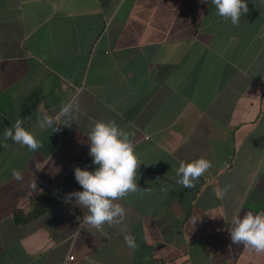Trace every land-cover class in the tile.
Segmentation results:
<instances>
[{"label":"crops","instance_id":"crops-1","mask_svg":"<svg viewBox=\"0 0 264 264\" xmlns=\"http://www.w3.org/2000/svg\"><path fill=\"white\" fill-rule=\"evenodd\" d=\"M245 2L232 26L205 0H0V264H264L228 231L264 212V0ZM73 99L71 126L40 130ZM18 118L36 152L4 140ZM97 121L142 162L123 223L102 231L64 202L82 190L73 169L96 167ZM201 157L212 166L183 188L179 164Z\"/></svg>","mask_w":264,"mask_h":264},{"label":"clouds","instance_id":"clouds-1","mask_svg":"<svg viewBox=\"0 0 264 264\" xmlns=\"http://www.w3.org/2000/svg\"><path fill=\"white\" fill-rule=\"evenodd\" d=\"M216 9V14L229 21L232 26H238L241 17L248 13L245 0H205ZM78 104L73 99L63 104L55 115L41 114L38 126L41 131L51 129L52 132L61 131L60 126L69 127L77 119ZM25 119L18 118L15 123L4 130V140H11L16 144L27 147L36 152L42 147L36 135L26 130ZM89 156L96 167L93 171L75 167V181L82 188L81 191L67 193L64 202H74L76 206L87 209L88 214L83 216V222L97 231H102L105 225H121L125 219V208L118 203L129 194L140 190L137 181L139 168L142 164L135 153V145L129 132L122 129L115 121H97L91 128L88 136ZM7 146V145H5ZM211 161L198 158L191 162H181L176 170L179 177L177 183L183 188L195 187L196 182L211 167ZM16 181L23 179L19 170L11 173ZM32 187L36 189L35 178ZM196 220L192 221L194 224ZM231 242L245 248L264 253V212L246 213L233 216L228 229ZM124 240L132 251L138 250L135 237L125 232Z\"/></svg>","mask_w":264,"mask_h":264},{"label":"built area","instance_id":"built-area-1","mask_svg":"<svg viewBox=\"0 0 264 264\" xmlns=\"http://www.w3.org/2000/svg\"><path fill=\"white\" fill-rule=\"evenodd\" d=\"M70 260H72V258H69Z\"/></svg>","mask_w":264,"mask_h":264}]
</instances>
